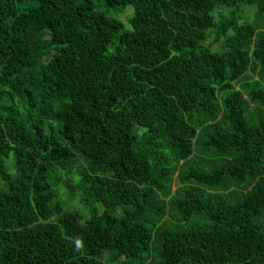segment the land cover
Instances as JSON below:
<instances>
[{
    "label": "trees",
    "instance_id": "trees-1",
    "mask_svg": "<svg viewBox=\"0 0 264 264\" xmlns=\"http://www.w3.org/2000/svg\"><path fill=\"white\" fill-rule=\"evenodd\" d=\"M0 264H264V0H0Z\"/></svg>",
    "mask_w": 264,
    "mask_h": 264
},
{
    "label": "rangeland",
    "instance_id": "rangeland-1",
    "mask_svg": "<svg viewBox=\"0 0 264 264\" xmlns=\"http://www.w3.org/2000/svg\"><path fill=\"white\" fill-rule=\"evenodd\" d=\"M246 10H247V11H252V13H253L254 8H248V9H246ZM127 17H128V13L122 14V15L120 16L121 19H126ZM218 46H219V45H218ZM220 46H221V45H220ZM255 77H256L255 72H251V73H248L243 79H251V78H255ZM235 86H236V87H239V86H238V83H236ZM254 103H256V102H252V103H251V107H250V111H252V112H255V111H256V108L259 107V106L257 105V103H256V105H255ZM178 186H179V182H178L177 178H175V179L173 180V182H172V187H173V189H176ZM67 195H68V194H67ZM76 203H77L78 205L80 204V202H78L77 200H76ZM78 205H77V206H78ZM80 207H83V206L80 205ZM79 210L82 212V209H79Z\"/></svg>",
    "mask_w": 264,
    "mask_h": 264
},
{
    "label": "clouds",
    "instance_id": "clouds-1",
    "mask_svg": "<svg viewBox=\"0 0 264 264\" xmlns=\"http://www.w3.org/2000/svg\"><path fill=\"white\" fill-rule=\"evenodd\" d=\"M76 245H77V248H80L82 247V242L80 240H77Z\"/></svg>",
    "mask_w": 264,
    "mask_h": 264
}]
</instances>
